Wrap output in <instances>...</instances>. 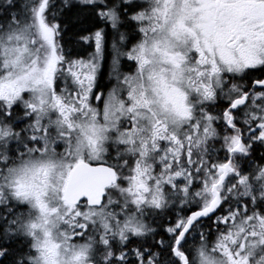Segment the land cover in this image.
Returning <instances> with one entry per match:
<instances>
[{
	"label": "snow or ice",
	"instance_id": "6c2138e0",
	"mask_svg": "<svg viewBox=\"0 0 264 264\" xmlns=\"http://www.w3.org/2000/svg\"><path fill=\"white\" fill-rule=\"evenodd\" d=\"M0 264H264V0H0Z\"/></svg>",
	"mask_w": 264,
	"mask_h": 264
},
{
	"label": "trees",
	"instance_id": "16d2710c",
	"mask_svg": "<svg viewBox=\"0 0 264 264\" xmlns=\"http://www.w3.org/2000/svg\"><path fill=\"white\" fill-rule=\"evenodd\" d=\"M105 71H106V69H105Z\"/></svg>",
	"mask_w": 264,
	"mask_h": 264
}]
</instances>
